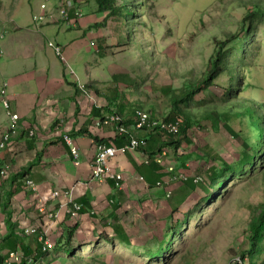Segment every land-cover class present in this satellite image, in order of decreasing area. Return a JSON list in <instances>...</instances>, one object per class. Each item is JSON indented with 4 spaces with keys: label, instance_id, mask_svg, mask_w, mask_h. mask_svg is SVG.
Segmentation results:
<instances>
[{
    "label": "rangeland",
    "instance_id": "obj_1",
    "mask_svg": "<svg viewBox=\"0 0 264 264\" xmlns=\"http://www.w3.org/2000/svg\"><path fill=\"white\" fill-rule=\"evenodd\" d=\"M84 1L81 8L87 17L96 15L97 22L105 21L98 13L96 0ZM0 2L6 6L16 7L19 16H24L28 12L41 9L45 0ZM138 2L137 5L136 0H117V5L122 8V18L109 15L104 26L98 30V37H101L104 47L102 55L97 54V63L95 62L96 65L93 64L92 68L96 69L97 78L105 77L100 79L107 85L114 87L120 85L123 92L130 90L127 101L134 104L135 109H144L148 112L153 110L155 115L164 119L171 112L170 94L181 93L188 84H198L203 80L211 66L217 44L228 42L229 39L232 40L229 46L237 43L233 37L239 34L242 21L248 15L249 9L257 4L264 7V0H138ZM129 10L131 20L128 26L126 21L130 16ZM128 29L132 30L130 38ZM67 33L71 36L79 35L76 29H71ZM256 40L261 42L264 40L263 26ZM240 42L244 44L243 40ZM259 46L258 54H254L252 58L248 55L245 57L252 62L251 83L259 89V96L256 99L258 108V102L264 100V46ZM111 75L115 76V79ZM228 82L229 77L224 73L210 88L213 96L217 98V102L211 103L212 110L225 112L226 106H236L243 96L248 97L249 91L239 98L230 99L229 102L220 101L225 97V86ZM167 87L171 90H163ZM166 92H169L170 96L165 95ZM208 97L209 93H200L197 101ZM208 105L204 106L205 110H209ZM191 109L203 112L201 107ZM0 117L5 119L1 108ZM224 123L225 121H222L217 130L207 123L204 129L196 126L189 132L193 145L187 151L192 155L188 166L196 176L200 168L208 167L203 159L206 148L209 150L212 147L216 154L229 161L241 152V141L224 128ZM244 123L243 118L236 116L233 118L232 126L236 131H240ZM157 140L163 139L157 137ZM183 150L181 149V152ZM167 151V164H175L179 169L180 154H176L171 148ZM181 185L177 180L169 186L171 188L168 194L173 196ZM227 187L229 193L215 205L207 201L208 194L199 188L178 213L173 212L168 204L165 207L158 204L156 210L149 208L146 215L140 216L133 212L132 217L128 218L131 223H127L129 232H132L131 246L121 245L118 239L110 237L107 232L101 234L98 228L90 234L82 228L78 229L71 243H68L65 238L66 231L75 225L74 221L72 223L66 221L61 226L56 224L58 218L54 216L55 222H49L47 226L44 221L31 222L36 229L41 227L39 232L46 227L50 233L48 239L54 244L52 251L35 264H241L237 250L244 243L253 217L254 210L251 207L264 203V172L255 175L251 180L232 179L227 182ZM161 194L170 205L169 196L167 198L163 191ZM13 199L14 197L10 200L12 212ZM196 204L202 205L203 210L202 212L195 210L192 214ZM16 206L18 207L17 204ZM15 210L17 212V209ZM190 216L191 219L185 228L175 233L178 238L175 240L172 254L153 258L149 251L157 249L167 232V227L171 225L176 227L182 223L180 221ZM22 217L17 214L15 219L13 218L19 229ZM0 219L3 220L0 221V230L5 234L7 226L4 214ZM51 224H54L52 229L48 227ZM37 235L39 239L40 233ZM33 238L32 242L35 240ZM166 244H169L168 239Z\"/></svg>",
    "mask_w": 264,
    "mask_h": 264
},
{
    "label": "crops",
    "instance_id": "obj_2",
    "mask_svg": "<svg viewBox=\"0 0 264 264\" xmlns=\"http://www.w3.org/2000/svg\"><path fill=\"white\" fill-rule=\"evenodd\" d=\"M42 13L39 8L19 16L16 7L0 2V89L7 88L10 110L20 116L17 134L8 149L0 152V170L10 166L11 178L16 177L15 190L11 183L6 184L8 189L0 185V216L6 217L2 211L5 190L17 191L13 196V218L19 214L38 223L42 219L36 211V199L57 192L60 195L52 203V209L59 214L57 225L74 221L89 234L98 228L101 234L107 232L114 238V228L119 226L132 239L127 223H131L128 218L133 212L141 216L148 214L149 208L156 210L158 204L170 206L161 192L168 198L171 187L157 186L167 179V173L162 167L146 164L140 152H131L113 161L122 180L92 179V163L97 154L93 138L112 142L116 137L115 126L97 127V120L109 115V101L115 100L116 92L123 91L120 85L117 90L107 85L100 79L104 76L97 78L96 69L92 68L104 47L95 27L96 15L87 17L82 12L83 17L77 18L73 11L69 26L60 19L55 1L48 5V19L37 24L34 17ZM71 29L79 35L67 33ZM50 42L63 48L65 60L56 55ZM0 108L5 115L4 120L0 117L1 139L10 126L1 95ZM124 115L133 122L134 110L129 109ZM64 136H70L78 147L79 165ZM116 144L122 143L119 140ZM38 154L41 159L35 161ZM24 171L27 173L22 175ZM29 180L35 183L36 193L28 186ZM70 191L74 201L83 205L78 218L68 217L65 209L68 199L64 194Z\"/></svg>",
    "mask_w": 264,
    "mask_h": 264
},
{
    "label": "trees",
    "instance_id": "obj_3",
    "mask_svg": "<svg viewBox=\"0 0 264 264\" xmlns=\"http://www.w3.org/2000/svg\"><path fill=\"white\" fill-rule=\"evenodd\" d=\"M73 1L76 4L79 2V0ZM96 1L98 13L105 19V21L103 20L104 22H98L95 26L96 28L100 29L103 27L109 15L122 18V8L117 5V0ZM136 2L138 5V0ZM128 7L130 8V4ZM128 17L127 21L125 18L123 19L129 26L131 13ZM262 26L264 27V7L257 4L254 8L249 9L248 15L242 21L239 34L233 37L237 43L229 46V42L232 41L229 39L228 42H219L217 44V49L214 57L211 59V66L207 71L206 77L198 84H188L185 89L181 90V93L173 92L170 94L171 112L164 120L168 123L177 124L178 130L176 132H169L167 130L157 131L146 136L149 141L147 152L151 156L169 148L174 150L176 154H179L181 149H184L183 151L186 152V154L180 155L182 163L179 171L186 174L188 179L182 183L169 200L170 207L175 213L179 212L184 203L199 188L208 194L207 201L215 205L229 193L227 182H230L232 179L251 180L255 175L264 172V100L258 102V108L256 99L259 96V89L255 84L251 83L253 73L252 62H249L250 60L248 61L245 58L247 55L249 58H252L254 54H258L259 45L264 46V40L262 42L256 40ZM128 31L130 38L132 30L128 29ZM240 40H243L244 44H241ZM224 73L229 77V82L225 86V97L220 101L229 102L230 99L243 96L247 91H249V95L248 97L243 96L236 106L228 105L225 112H220L216 109H211V103L217 102V98L213 96L210 88L215 85L218 77ZM163 90L170 91L171 88L167 87ZM203 92L209 93L210 97L197 101V96ZM114 95L115 100H110L107 108L110 113L124 116L125 111L136 108L134 104H130L127 101L128 91L126 93L119 91ZM165 95L170 96L169 92H166ZM206 105L210 106L209 110H205L204 106ZM198 107H201L203 112H195L196 110L191 109ZM236 116H240L245 121L243 129L240 131H236L232 126L233 118ZM222 121H225L224 128L233 137H238L241 141L242 150L238 152L232 161H229L216 154L212 147L209 150L206 148L203 159L208 164V167L200 168L199 174L196 176L188 166V161H190L192 155L187 151L193 145V139L189 132L196 126L204 129L207 123H210L213 129L217 130ZM124 123L125 125H130L132 121L126 120ZM73 134L78 135L76 133ZM156 137L163 139L157 146L155 145L158 142ZM93 139L98 145L108 144V142L99 140V138L95 137ZM119 140L120 143H124V138H117L115 142ZM40 159L41 155L38 154L35 161H39ZM31 166L32 164L29 165V167ZM26 173L27 171H24L22 175ZM15 180V176L9 180H3L0 176V185L4 189H8L6 184L11 183L12 188L15 190L13 186V181ZM14 190H5L4 193L5 199L2 204V211L6 214L5 224L7 232L4 234L0 230V264H35L48 255V252L44 249V244L38 239L37 233H40L39 229L33 234L28 235L25 230L19 229L18 224L13 221L10 200L17 193ZM251 208L254 210L253 217L249 223L244 243L237 250V255L241 259V264H264V203ZM195 210L202 212V205L196 204L192 210V214ZM83 211L82 207L81 212ZM190 219L191 216L190 218H184L180 221L182 223L177 224L176 227L174 225L168 226L167 232H165L164 238L159 242L157 249L149 251L151 256L153 258H160L163 255L168 256L172 254L175 240L178 238L175 233L181 232ZM78 229L79 225L77 224L66 231L67 237L65 238H67L68 243H71L72 237ZM114 231L116 235L115 239H118L121 245L131 246L130 237L124 231L122 232L119 226H116ZM32 238L35 239L33 242L31 241ZM167 239L169 241L168 245L166 244Z\"/></svg>",
    "mask_w": 264,
    "mask_h": 264
},
{
    "label": "clouds",
    "instance_id": "obj_4",
    "mask_svg": "<svg viewBox=\"0 0 264 264\" xmlns=\"http://www.w3.org/2000/svg\"><path fill=\"white\" fill-rule=\"evenodd\" d=\"M52 0H45V2L44 3H42V5L43 4H47V9H48V5H49V3L51 2ZM53 1H55V2H57L56 0H53ZM68 1H71L72 2V4H73V7L69 10V15H68V18H65V17H63L62 15H61V13H60V2H57V10H58V12H59V16H60V19H63L64 21H70L71 20V12H73V11H76V16H77V18H82L83 17V11H82V8H81V4L83 3V2H85L84 0H79V2H78V4H76V3H74V1L73 0H68ZM42 5H41V10L43 11V13L42 14H44V15H46V19L44 20V21H42V22H45L46 20H47V9L46 10H43L42 9ZM39 15H41V14H38V15H36V16H39ZM35 16V17H36ZM35 17H34V21H35ZM37 24H41L42 22H37V21H35ZM74 23V22H73ZM0 36H2L3 37V34H0ZM1 38V37H0ZM50 43H52V44H54L55 46H59V47H61L60 45H58V44H56V43H54V42H50ZM51 48H53L54 50H55V48L54 47H52V46H50ZM61 49H62V54H63V56H60V55H58L57 53H56V55L58 56V57H60V58H62L63 60H65V57H64V53H63V48L61 47ZM56 52V51H55ZM3 89H6V91H7V88L5 87H3ZM2 89V90H3ZM81 89L82 90H86V88H85V86H83V85H81ZM2 90H1V92H0V95H1V97H2V105H3V96H2ZM115 90H117V87L115 88ZM130 90H128V92H129ZM127 91H125V92H123V93H126ZM85 93L87 94V91H85ZM5 98L6 99H8L7 98V92H6V96H5ZM8 101H9V99H8ZM10 103V102H9ZM3 107H4V105H3ZM4 109L6 110V113H7V116H8V111H10L11 113H13L11 110H10V108H9V110H7L5 107H4ZM107 111H108V113H109V115H107V116H105L104 118H102V119H98L97 120V123H96V126L97 127H101V126H115V130H116V137H115V140L117 139V138H124V143L123 144H121L120 146H118L117 144H116V142H115V140H112V142H108V144H105V145H107V146H112V145H114L115 147H117V149H120V148H122L123 146H125L126 144H128V143H130V141L133 139V138H135V139H138V140H145L146 141V146H144V147H140V148H138L137 150H134V151H127V152H125V153H123V152H119L118 154H117V156L114 158V160L119 156V155H126V154H128V153H131V152H140L141 154H142V156H143V161L146 163V164H155V165H157L158 167H162V168H164L165 169V171H166V173H167V179L165 180V181H161V182H158L157 183V186L158 187H161V188H163V187H169V186H171L172 184H174V183H176L177 182V180L178 181H180L181 182V184L184 182V181H186L187 179H188V176L186 175V174H184V173H181L180 171H179V169L176 167V165L174 164V165H168L167 164V160H166V157L168 156V151H167V149H165L163 152H166L167 153V155L166 156H164V158H163V163L161 164V163H158V161H157V159H158V156H160V155H162L163 154V152H161V153H159V154H154V155H150V153L149 152H147V149L149 148V141H148V138L146 137L148 134H151L152 132L154 133V132H157V131H162V130H154V131H152V132H150V131H147V130H135L134 129V125H135V122H136V119H137V113H138V111H143V112H146V113H148V114H151L154 118H156V119H160V120H163L164 122H166L165 120H164V118H160V117H158L157 115H155V112L153 111V110H150L151 112H148V111H146V110H144V109H134V117H133V122L130 124V125H125V123H124V121H126L127 119L124 117V116H121V115H117V114H115V113H110L109 112V110L107 109ZM13 114H17V113H13ZM19 115V114H18ZM112 116H118L119 118H120V121H118L117 123H110V124H106L105 122H106V120H108V118H110V117H112ZM20 117V116H19ZM8 118L10 119V126H11V118L8 116ZM19 121H20V119H19ZM19 121H18V126H17V131H16V133L15 134H11L12 132H11V129H10V126H9V129H8V131H6L4 134H3V136H2V138L0 139V142L3 140V137H4V135L6 134V133H10L11 135H10V138H9V140L6 142V145H5V147L3 148V149H0V152H3V151H5V150H7L8 149V147H9V144L11 143V138L14 136V135H16L17 134V132H18V130H19ZM166 123H168V122H166ZM121 126H124L127 130H128V132H126V133H120V130H119V127H121ZM34 134V131H31V135H33ZM65 137L66 136H64V139H65ZM68 137H70V136H68ZM71 139V138H70ZM156 139H157V137H156ZM72 140V139H71ZM65 141H66V139H65ZM158 141V140H157ZM67 142V141H66ZM159 143L161 142V141H158ZM68 143V142H67ZM69 144V143H68ZM71 146H76V145H74V143H73V141H72V144H70ZM77 147V146H76ZM97 147H98V144L96 143V150H97ZM78 148V147H77ZM152 148V147H151ZM79 150V149H78ZM168 150H170V148L168 149ZM98 151V150H97ZM73 154V153H72ZM179 154L180 155H183V154H186V152H181V150L179 151ZM97 155V154H96ZM78 160H77V165H79V158H80V153H79V157H76ZM95 158H96V156H95ZM95 160V159H94ZM94 160H93V162H94ZM113 160V161H114ZM181 160H182V157H181ZM113 161H112V164H113ZM181 163H182V161H180ZM180 163V164H181ZM9 168V170H10V176L7 178V179H5V178H3V176L1 175V172H2V170L3 169H5V168ZM5 168H3V169H1L0 170V176L3 178V180H9L10 178H11V175H12V171H11V168H10V166H6ZM170 168H173V170H170ZM113 170H114V168H113ZM114 172L115 173H117L115 170H114ZM92 173H93V163H92ZM117 174H119V173H117ZM119 175H121V174H119ZM121 177H122V175H121ZM198 178V177H197ZM92 179H95V178H93V175H92ZM123 178H121V179H107V180H117V181H120V180H122ZM95 180H97V179H95ZM107 180H104V181H107ZM98 181H100V180H98ZM30 182H32V184L34 185V187H33V185H31V184H29ZM103 182V181H102ZM27 184H28V186L29 187H31L32 188V190L34 191V193H36V191H37V187H36V185H35V183L33 182V181H31V180H29L28 182H27ZM121 189H122V187H121ZM65 193H68V192H65ZM69 193H71V198H67V196H65V198H67L68 199V201L66 202V204H65V209H66V211H67V215L68 216H70V218L72 217V218H74L73 216H72V211L74 210V208H75V204H79V205H81V210H82V207H83V205L82 204H80V203H78V202H76V201H74V199H73V196H72V191H70ZM52 194H58V195H56L55 196V198H50V200L48 201V204H47V206H48V209H49V211L50 212H52V213H54V214H57L58 215V217L57 218H59V214H58V212H56V210H53L52 209V203L59 197V193H57V192H50L49 194H47V195H45L44 197H50ZM65 195V194H64ZM69 196V195H68ZM168 196H169V198L171 197V194H168ZM42 197H40V198H37L36 199V204H37V207H36V211L38 212V217L40 218V219H42V221H44L45 223V226H47L46 224H48L49 222H55L54 221V219L53 220H47L46 218H44V216L42 215V213L39 211V200L41 199ZM71 205H72V207H71ZM81 210L79 211V214H78V216L80 215V213H81ZM78 216L77 217H75V218H78ZM15 221H17V220H15ZM23 221H25V222H28V225L29 226H27L28 228H30V229H36V226L35 225H32L31 224V222L32 221H30L29 220V218L28 217H26V216H23L22 217V221L20 222L19 221V223H20V229H22V230H27V228H25V227H23V225L21 224ZM52 225V224H51ZM51 225H49L48 227L49 228H51ZM75 226V225H74ZM37 229H41V227H39V228H37ZM36 229V230H37ZM36 230H35V232H36ZM47 231L48 232V230L46 229V227L45 228H43V230H41L40 231V235L43 233V231ZM27 233V232H26ZM28 235H31V234H33V233H27ZM50 233L48 232V235H49ZM39 241L40 242H42L43 244H44V249H45V243L43 242V241H41L40 240V238H39ZM53 248H54V244H53ZM52 248V249H53ZM52 249H50V250H46L47 252H50V251H52Z\"/></svg>",
    "mask_w": 264,
    "mask_h": 264
},
{
    "label": "built area",
    "instance_id": "obj_5",
    "mask_svg": "<svg viewBox=\"0 0 264 264\" xmlns=\"http://www.w3.org/2000/svg\"><path fill=\"white\" fill-rule=\"evenodd\" d=\"M49 1V0H48ZM57 2H60V13L63 17L68 18L69 15V10L73 7V4L71 1L68 0H56ZM42 9L46 10L47 9V4H43L42 5ZM46 19V15L41 14L39 16L35 17V21L37 22H42ZM2 37V36H0ZM50 46L55 48V51L58 55L63 56L62 54V49L59 46H55L54 44L50 43ZM6 89L2 90V96H3V105L4 107L9 110L10 108V103L8 101V99L5 98L6 96ZM8 116L11 118V134H15L17 131V124L18 121L20 119L18 114H13L10 111H8ZM118 121H120V118L118 116H112L110 118H108V120H106V124H110V123H117ZM134 129L135 130H147V131H154V130H162V131H169V132H176L178 130V125L174 124V123H166L163 120L160 119H156L154 118L151 114H148L146 112L143 111H138L137 113V119L134 125ZM120 133H126L128 132V130L124 127L121 126L119 127ZM10 133H6L3 137V140L0 142V149H3L6 145V142L9 140L10 138ZM66 141L69 144H72V140L70 139V137L66 136L65 137ZM146 141L145 140H138L133 138L130 143L126 144L125 146H123L120 149H117V147H115L114 145L112 146H107L105 144H101L98 145L97 147V155L96 158L93 162V178L100 180V181H104L107 179H121V175L117 174L114 172L113 168H112V161L114 160V158L117 156V154L119 152H127V151H134L137 150L140 147H144L146 146ZM72 153L75 157H79V150L76 146H72ZM167 153L163 152L162 155L158 156V163H163V158L164 156H166ZM170 170H173V168H170ZM1 175L3 176V178L7 179L10 176V170L9 168H5L2 170ZM29 184L33 185L32 182H30ZM34 187V185H33ZM58 195V194H56ZM55 194H52L50 197H42L39 200V211L42 213V215L44 216V218H46L47 220H53V217L55 216L56 218L58 217L57 214H54L52 212L49 211L48 209V201L50 200V198H55L56 196ZM69 195V196H68ZM65 196H67V198H71V193H65ZM81 210V205L79 204H75V208L74 210L71 212L72 216L75 218L78 216L79 211ZM23 225V227L27 228L26 232L27 233H34L36 229H30L27 226L28 223L23 221L21 223ZM40 240L43 241L45 243V249L46 250H50L53 248V243L51 242L50 239H48V232L45 230L43 231V233L40 236Z\"/></svg>",
    "mask_w": 264,
    "mask_h": 264
}]
</instances>
